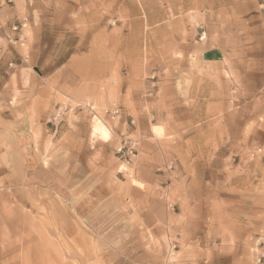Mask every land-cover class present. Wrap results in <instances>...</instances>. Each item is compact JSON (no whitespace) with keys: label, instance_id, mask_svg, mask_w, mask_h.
Here are the masks:
<instances>
[{"label":"rangeland","instance_id":"1","mask_svg":"<svg viewBox=\"0 0 264 264\" xmlns=\"http://www.w3.org/2000/svg\"><path fill=\"white\" fill-rule=\"evenodd\" d=\"M0 63V264H264V0H0Z\"/></svg>","mask_w":264,"mask_h":264},{"label":"crops","instance_id":"2","mask_svg":"<svg viewBox=\"0 0 264 264\" xmlns=\"http://www.w3.org/2000/svg\"><path fill=\"white\" fill-rule=\"evenodd\" d=\"M4 67L2 66V63H0V102L2 101V97H8L11 96V94H15V98L13 99L14 103H17L21 101V97L19 95L25 94L24 87L22 83L24 81V76L20 73V71L26 70L23 67L17 68V70L11 74V73H6L4 71ZM20 70V71H19ZM18 82V83H17ZM12 83L15 84L14 88H12ZM26 122V121H25ZM25 122H20L22 125ZM22 129V128H21ZM33 127L27 126L24 127V132L26 133H21L19 136V140L15 142L14 145H16L17 148H21L19 152H14L16 155L22 153V150L25 152L30 151V154L32 157L29 158V161H35L36 159L41 160L42 158H46L49 155V149L45 150L44 152V157H40L39 155V149H43L42 146H38V144H34L32 141V136L29 138V134L32 133ZM24 145V146H22ZM31 145H34L31 149ZM10 149V148H9ZM12 152V151H11ZM10 153H5L3 154L4 156H8ZM36 155H39L37 157ZM52 157V156H51ZM51 157H47V162L51 160ZM64 158L62 160L66 161H74L73 158L68 157V156H63ZM73 157V156H72ZM53 158V157H52ZM56 159V158H53ZM75 160H78L75 158ZM59 161V160H58ZM62 166L57 167L55 169V165L52 164L49 169V164L48 167L45 168L43 167L42 170H39V167L36 165H32L30 167L27 166L25 169L24 173H20V176H22V179L24 181L28 182V185L30 186H35L36 188H41L42 190H47L54 194L57 198L65 201L67 200L66 198H71L74 197L76 198L81 194L80 191V186L86 187L88 182H90V179L88 180V171L84 170L81 166H76L75 163H68L66 164H61ZM66 165V166H65ZM73 198V199H74ZM85 206H78V208L75 207V209L81 213H83L84 218H89L90 221L89 224L93 228L94 232L99 231V227L101 226L100 218L98 217L97 214L91 213L93 209L87 208L84 211ZM91 213V214H90ZM104 224V222H103ZM120 226L124 227V225L119 223H114L113 226H111V231H112V236L115 239H120L123 236V232H119ZM115 264H137L135 262H132L124 257H121V259L116 260L114 262Z\"/></svg>","mask_w":264,"mask_h":264},{"label":"bare ground","instance_id":"3","mask_svg":"<svg viewBox=\"0 0 264 264\" xmlns=\"http://www.w3.org/2000/svg\"><path fill=\"white\" fill-rule=\"evenodd\" d=\"M153 132L156 134H160L161 133V128L160 127H153Z\"/></svg>","mask_w":264,"mask_h":264}]
</instances>
